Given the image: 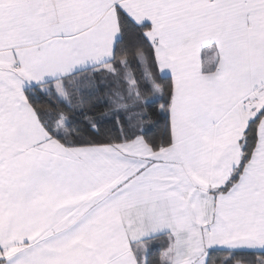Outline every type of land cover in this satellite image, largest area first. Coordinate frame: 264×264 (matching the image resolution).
Instances as JSON below:
<instances>
[{
  "label": "snow or ice",
  "instance_id": "obj_1",
  "mask_svg": "<svg viewBox=\"0 0 264 264\" xmlns=\"http://www.w3.org/2000/svg\"><path fill=\"white\" fill-rule=\"evenodd\" d=\"M0 264H264V0H0Z\"/></svg>",
  "mask_w": 264,
  "mask_h": 264
}]
</instances>
